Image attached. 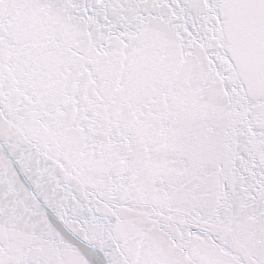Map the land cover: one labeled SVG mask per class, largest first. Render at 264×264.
Segmentation results:
<instances>
[{"label":"snow or ice","instance_id":"1","mask_svg":"<svg viewBox=\"0 0 264 264\" xmlns=\"http://www.w3.org/2000/svg\"><path fill=\"white\" fill-rule=\"evenodd\" d=\"M0 264H264V0H0Z\"/></svg>","mask_w":264,"mask_h":264}]
</instances>
